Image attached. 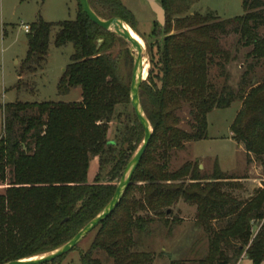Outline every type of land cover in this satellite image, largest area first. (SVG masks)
<instances>
[{"label": "trees", "instance_id": "16d2710c", "mask_svg": "<svg viewBox=\"0 0 264 264\" xmlns=\"http://www.w3.org/2000/svg\"><path fill=\"white\" fill-rule=\"evenodd\" d=\"M195 1L159 0L165 21L158 23L156 36L162 39L138 90L153 133L131 184L109 217L96 226L91 245L79 255L80 264H151L154 255L139 250L142 238L150 234L151 224H180L171 218L180 200L195 208L193 224L208 240L206 254L192 264H237L242 255L252 264L264 261V181L252 195L239 198L232 190L243 192L242 185L217 162L207 175L192 162L169 170L174 150L206 140L209 112L239 101L231 137L243 146L247 164L257 163L264 173V80L254 81L255 68L264 61V34L258 32L264 26V0H242L243 14L227 19H217L213 12L186 14ZM88 2L101 19L118 18L133 28L135 17L121 0ZM75 13L71 21L39 18L28 25L18 83L23 73H35L44 64L55 26L53 45L73 46L57 93L79 87L81 100L10 102L1 109L0 183L7 184L0 194V264L42 255L74 237L111 200L143 138L135 114L123 110L130 105V84L108 53L119 38L91 22L79 0ZM224 35H237L238 43L249 49L236 88L229 85L225 71L236 58L222 46ZM212 66L224 78L220 87L210 79ZM184 106L192 119L189 131L179 126ZM115 119L117 137L110 139L109 123ZM93 157L98 173L89 184ZM254 225L257 231L252 233ZM169 264L189 263L176 259Z\"/></svg>", "mask_w": 264, "mask_h": 264}, {"label": "rangeland", "instance_id": "374dc122", "mask_svg": "<svg viewBox=\"0 0 264 264\" xmlns=\"http://www.w3.org/2000/svg\"><path fill=\"white\" fill-rule=\"evenodd\" d=\"M123 5L133 13L135 23L131 28L142 40L143 56L146 62L142 77L147 78L151 60L155 62L159 42L162 37L156 36L158 22L156 15L150 11L147 0H121ZM159 3V0H156ZM189 3V2H188ZM242 0H197L190 3L188 13L198 12L205 14L213 12L217 19L233 18L243 14ZM77 0H0V136L3 133L2 107L10 102H73L79 95L80 88H72L67 94L57 93V84L63 69L70 62L73 46L66 44L63 47L53 45L57 27L51 28L49 37V48L44 64L35 73H23L22 82L18 83V74L21 61L25 57L26 31L24 26L42 19L48 23L71 21L76 16ZM125 23V22H124ZM126 24V23H125ZM128 27L129 25L126 24ZM130 28V27H129ZM264 34V26L258 29ZM119 38V37H118ZM238 36L224 35L220 37L222 46L228 49L235 61H230L225 66V71L230 75L229 85L236 88L241 72L245 68V53L249 50L243 48L237 41ZM118 62V69L121 76L131 82V73L134 65L133 57L136 51L133 50L122 38L115 39L112 47L108 50ZM219 69L212 66L209 72L210 79L217 87L224 81L219 77ZM254 81L264 80V61L255 68ZM253 81V82H254ZM238 102L232 103L224 109H214L206 115L207 138L198 142H189L183 150H174L171 154L169 170L174 171L185 163H196L200 174H209L213 164L217 162L219 169L227 175L237 178L236 183L242 185L243 192L232 190L239 198H246L253 194L259 184L263 182L264 173L256 163L247 164V156L243 153L242 146L229 138L230 123L238 111ZM122 111L123 107H117ZM126 113H134L131 105L126 106ZM180 117V128L189 131L191 117L188 109L184 106L178 113ZM110 139H116L117 121L109 123ZM116 134V135H115ZM87 171V182L91 184L98 173V161L93 157L89 160ZM248 178L242 180L240 178ZM238 179L239 182H238ZM186 183H189L188 181ZM203 183V182H202ZM6 184L0 183V194ZM195 208L183 201H179L171 209V218L181 220L175 226H164L161 223L151 224L150 234L142 238L140 251L151 252L155 260L151 264H169L170 260L183 259L189 264L202 258L207 252L208 240L202 229L196 228L193 224ZM170 228V232H169ZM257 231L254 225L252 233ZM97 232L94 229L83 238L75 248L60 258L58 262L50 264H80L79 255L87 250ZM104 260L102 255H99ZM105 261V260H104ZM111 264V262L109 263ZM237 264H252L244 255ZM264 264V261L261 263Z\"/></svg>", "mask_w": 264, "mask_h": 264}, {"label": "water", "instance_id": "95a60500", "mask_svg": "<svg viewBox=\"0 0 264 264\" xmlns=\"http://www.w3.org/2000/svg\"><path fill=\"white\" fill-rule=\"evenodd\" d=\"M147 3H148L150 11L155 13L156 21L160 25H163L165 21V11L156 2V0H147ZM79 4L82 8V11L91 20V22H93L100 29L110 31L117 37L122 38L128 44L131 45L133 50L136 51V56L133 57L134 65H133V69L131 73L132 78H131V82L129 86V94H130L131 108L134 111L138 124H140V126H142L143 128V138L140 142V146L135 151V153L131 156L126 167L124 168V171L122 175L120 176L121 178L116 185L114 195L111 198V200L102 209V211L99 212L95 217H93L92 220H90L87 224H85L83 228H81L74 237H72L69 241L60 245V247L52 251L46 252L42 255L31 256V257H27L24 259H18V260H11V262H8L5 264L51 263L53 262V260L60 258V256L67 254L70 251H72L74 248H76L78 243L83 238H85L89 233H91L99 223L107 219L109 215L114 211V208L116 207L120 199L124 196L125 190L131 184L132 178H133L132 175L140 163V158L142 157L143 153L148 148L149 141L153 133L152 127L150 126L147 120L144 110H142L141 108L140 96L138 94L139 87L142 81H144V78L142 77V72H143L142 45L139 44V42L136 41V39L132 37L128 29L125 28V23L121 19H118V18L101 19L100 17L96 15L95 12L92 11L88 0H79ZM100 43H101V40L100 39L97 40L98 46ZM65 220L66 219H64L63 221Z\"/></svg>", "mask_w": 264, "mask_h": 264}, {"label": "bare ground", "instance_id": "6f19581e", "mask_svg": "<svg viewBox=\"0 0 264 264\" xmlns=\"http://www.w3.org/2000/svg\"><path fill=\"white\" fill-rule=\"evenodd\" d=\"M125 28L128 29L129 33L132 35V37L134 39H136V41L139 42V44L143 45L142 44V40L140 39V37L138 35H136V33L131 28H129L126 24H125ZM144 67H146V62L143 60V72L145 71Z\"/></svg>", "mask_w": 264, "mask_h": 264}, {"label": "crops", "instance_id": "0c3cea01", "mask_svg": "<svg viewBox=\"0 0 264 264\" xmlns=\"http://www.w3.org/2000/svg\"><path fill=\"white\" fill-rule=\"evenodd\" d=\"M77 94L79 95V97H77L74 101H80V100H81L80 91H79V93H77ZM238 107H239V108H238V110H239V109H240V103H239ZM237 112H238V111H237ZM237 112H236V113H237ZM229 138H230L231 140H233L232 137H231V132L229 133ZM233 141H234V140H233ZM234 142H235V141H234ZM239 145H240V144H239ZM239 145H238V146H239ZM240 146H242V145H240ZM242 148H243V146H242ZM243 153H244V156H245V151H244V149H243ZM240 179H242V180H246V181H247V180H249V181L251 180V179H248V178H246V177H245V178H240ZM240 179H238V182H239ZM236 180H237V178H236ZM236 180H235V181H236ZM262 180L264 181V179H262Z\"/></svg>", "mask_w": 264, "mask_h": 264}, {"label": "built area", "instance_id": "2783aa9c", "mask_svg": "<svg viewBox=\"0 0 264 264\" xmlns=\"http://www.w3.org/2000/svg\"><path fill=\"white\" fill-rule=\"evenodd\" d=\"M28 27L27 26H24V31L28 32Z\"/></svg>", "mask_w": 264, "mask_h": 264}, {"label": "flooded vegetation", "instance_id": "af4514ba", "mask_svg": "<svg viewBox=\"0 0 264 264\" xmlns=\"http://www.w3.org/2000/svg\"><path fill=\"white\" fill-rule=\"evenodd\" d=\"M159 4V3H158ZM160 5V4H159Z\"/></svg>", "mask_w": 264, "mask_h": 264}]
</instances>
